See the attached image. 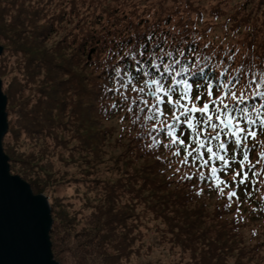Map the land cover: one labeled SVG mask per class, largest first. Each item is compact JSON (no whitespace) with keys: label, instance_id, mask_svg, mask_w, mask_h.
<instances>
[{"label":"trees","instance_id":"trees-1","mask_svg":"<svg viewBox=\"0 0 264 264\" xmlns=\"http://www.w3.org/2000/svg\"><path fill=\"white\" fill-rule=\"evenodd\" d=\"M145 1L0 0V79L10 80L7 90L2 80L8 123L11 108L20 107L3 150L7 155L11 143L24 136L36 143L35 155L50 173L48 159L61 150L72 163L82 159L91 169L104 163L122 176L114 183L85 170L82 182L96 183L97 203L89 205L90 219L80 233H70L65 213L63 223L52 228V254L60 264H126L138 253L136 238L141 247L153 238L144 240L143 213L163 224L157 229L167 243L156 248L178 258L172 264H243L242 258L246 264H264V211H259L264 201L243 203L238 213L235 203L226 210L228 201L206 185L197 195L201 182L181 180L184 170H168L156 159L161 153L150 151L137 136L139 129L121 122L123 112L106 113L110 101L101 87L109 71L105 64L112 63L106 61L109 51L146 32L177 40L199 36L201 46L239 49L238 60L246 54L259 65L264 61V0H245L231 12L216 6L209 15L216 23L205 21L199 0H172L170 7ZM25 92L32 93L33 102L27 111L18 104ZM25 180L37 195L45 193L41 184L51 182L50 177L44 183Z\"/></svg>","mask_w":264,"mask_h":264},{"label":"snow or ice","instance_id":"snow-or-ice-1","mask_svg":"<svg viewBox=\"0 0 264 264\" xmlns=\"http://www.w3.org/2000/svg\"><path fill=\"white\" fill-rule=\"evenodd\" d=\"M201 40L146 32L110 50L105 111L123 112L121 122L139 129L145 147L161 153L158 161L174 174L184 170L181 180L201 182L197 195L206 185L228 201L226 210L235 203L239 213L243 203L264 201V61L257 65L246 54L238 60L239 49ZM6 199L18 218L40 219L39 198L3 176L0 218Z\"/></svg>","mask_w":264,"mask_h":264},{"label":"rangeland","instance_id":"rangeland-1","mask_svg":"<svg viewBox=\"0 0 264 264\" xmlns=\"http://www.w3.org/2000/svg\"><path fill=\"white\" fill-rule=\"evenodd\" d=\"M113 1L114 0H110L112 4ZM171 1L172 0H146L145 5H150L153 7L163 5L165 7H170L172 5ZM199 1L200 8L204 10V13L206 14L205 21L216 23L213 22L209 16L213 12L212 10L216 9V6L222 8L224 12H231L232 10L236 9L237 5L240 2H244L245 0H225L226 2L221 3L218 0ZM216 29H218L219 34H224L223 30L221 31V29L219 28V25ZM13 74L14 73H11L10 76L12 77ZM0 80L1 82L3 80V90H7L10 80L6 77L1 78ZM31 94V92H25V94H23L21 97V101L18 102V104H22L21 107L25 111L30 110L33 106V102L30 98ZM6 98L8 101L7 95ZM18 111H20L19 106H15L14 109L11 108V116L9 118L10 122L8 123V129L9 127L14 128V119L16 120V116L14 115V113ZM8 139H10V135ZM35 145L36 143L34 141L27 140L24 138V136H22L18 140V142L16 141L11 143V151L8 148L6 149V156L9 158L11 174L20 177L26 183L28 182L25 180V177L29 180L34 181L35 183H38L39 181L41 183H44L43 180L46 177H50L51 182L48 181L47 184L40 183L41 185L39 187H43L45 193L39 195H43L48 199L51 209V217L53 218L52 228L63 223L61 222L60 218L61 215L65 213L68 217V220H70L71 222V226L69 229L70 233H80L84 228V224L90 219V213L92 209L89 208V205H95L97 203L96 194L99 191L97 190L96 183L93 181H88L91 183L90 187L87 183L83 184L82 181L86 180L85 170L92 171L91 175L102 176L114 183L118 181L121 182L123 180L122 176H118L117 174L115 175L114 172H112L109 168H106V164L104 163H97L95 166H93L92 169V166L87 165L82 159L74 160V162L72 163V161H69L68 159L69 154H64L61 152V150H59L56 155L53 152L52 157L48 159L51 162L50 167L52 173H50L44 166L46 161L41 163L40 159L35 155V153H37L38 151V148H35ZM6 147H8L7 144ZM78 171H81V174L73 176L75 172ZM33 177L37 178V180H34ZM67 178H74L76 179V181L69 183V181L66 180ZM53 184L54 187H52ZM76 189H78V192L76 191ZM58 199H60L61 202ZM143 219L144 226L148 228H142L143 232L145 233L144 240L149 239L150 236H153V238L149 242H146L145 245H142V247L138 245L139 238H136L135 248L136 252L138 253L136 254V256L130 257L129 262H127L126 264H145L146 262H150V264H172V262L169 261L178 260V258H172L167 252H162L161 250H158L156 248L157 245L162 246L163 244L167 243V236L164 233H160L157 229V224L159 225V228H163V224L154 221L153 218H150L147 213H143ZM50 241L52 242L51 237ZM150 245L152 246L151 248L153 250L148 252L147 248ZM59 248L60 247L57 246V251L59 250ZM233 254L237 256L236 253ZM55 261L58 262L57 260ZM241 261L243 262V264H246L245 261L247 262V260H245L244 258H242Z\"/></svg>","mask_w":264,"mask_h":264},{"label":"water","instance_id":"water-1","mask_svg":"<svg viewBox=\"0 0 264 264\" xmlns=\"http://www.w3.org/2000/svg\"><path fill=\"white\" fill-rule=\"evenodd\" d=\"M2 51L0 46V55ZM6 107L7 98L0 80V178H15L25 185L33 197L39 198L43 212L39 220H22L15 214L10 200H5L0 218V264H59L54 260L51 249L53 218L48 199L43 195H35L28 183L10 172L9 158L2 146L8 130Z\"/></svg>","mask_w":264,"mask_h":264}]
</instances>
